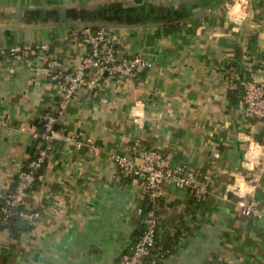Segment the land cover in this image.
<instances>
[{"label": "crops", "instance_id": "0c3cea01", "mask_svg": "<svg viewBox=\"0 0 264 264\" xmlns=\"http://www.w3.org/2000/svg\"><path fill=\"white\" fill-rule=\"evenodd\" d=\"M211 1L0 0V49L45 46L0 54V207L41 148L33 134L44 114L62 112L21 207L39 216L0 227V264H117L150 206L141 178L119 176L113 158L148 149L208 185L195 205L163 184L157 237L169 252L158 264H264V218L236 204L253 197L264 207V124L246 118L242 102L243 81L264 84V0ZM146 10L159 14L135 17ZM86 27L112 30L118 60L141 54L151 64L65 101L56 76L79 66Z\"/></svg>", "mask_w": 264, "mask_h": 264}, {"label": "built area", "instance_id": "2783aa9c", "mask_svg": "<svg viewBox=\"0 0 264 264\" xmlns=\"http://www.w3.org/2000/svg\"><path fill=\"white\" fill-rule=\"evenodd\" d=\"M78 33L82 42L87 46L86 53L78 67L68 72H59L56 76L65 101L72 100L79 88L93 90L104 79L121 83L124 77H133L151 64V61L141 54L118 60L113 32L108 28L92 30L86 27ZM40 48H45V46L39 44L11 45L6 49H0V54L27 53ZM54 65H57L55 61L48 62V70L50 71ZM242 102L246 118L264 124V84L255 79L243 81ZM61 114L62 112L58 110L46 112L42 121L43 130L33 134L42 146L37 150L33 159L16 175L13 188L5 195L0 207V225L6 224L10 217L33 221L39 216L36 211H23L21 207L26 194L33 189L37 171L46 161L47 151L54 139V125ZM66 140L73 146H81V142L73 137H68ZM85 144L94 147L91 139H86ZM259 147L262 152L259 163L264 165V135ZM113 161L119 176L141 178V186L150 206L147 215L142 219L144 231L130 251L122 256L117 264H148L147 260H150L152 256L149 263L154 264L158 227L155 207L161 197L163 184L168 182L185 189L194 199L195 205L204 202L208 185L196 172L185 170L179 165H171L170 161L156 150H145L140 157L135 158L116 155ZM256 179V176L251 175L249 182L254 183ZM236 204L244 217L264 218V207L255 198L240 196Z\"/></svg>", "mask_w": 264, "mask_h": 264}, {"label": "trees", "instance_id": "16d2710c", "mask_svg": "<svg viewBox=\"0 0 264 264\" xmlns=\"http://www.w3.org/2000/svg\"><path fill=\"white\" fill-rule=\"evenodd\" d=\"M212 5H215V6H218L220 4V0H212L211 1ZM138 12V11H137ZM135 14V13H134ZM159 14V10H146L145 11V17H142V16H138L136 15L135 17L138 18L139 20H144L145 22H149V21H153L154 18L156 17V15ZM131 19V18H130ZM41 131L43 130L42 127L40 129ZM41 143V142H40ZM42 146V143L41 145ZM39 172V171H38ZM39 174V173H38ZM36 177H37V173H36ZM190 202L191 203H194V199L191 197L190 198ZM16 220V219H15ZM14 218L13 217H10L8 220H7V223L6 224H3V225H0L1 228H9V227H12V225L14 224L15 222ZM158 229V227H157ZM144 231V226L142 225V228H141V231L139 233V235L142 234V232ZM158 231V230H157ZM138 235V236H139ZM156 244H157V249L155 250V259H154V264H158L159 261H161L163 259V257L169 252V249L167 248L168 246L167 245H164V244H160L159 240H158V237L156 235ZM153 258V256L150 258V260ZM150 260H147V263L150 264Z\"/></svg>", "mask_w": 264, "mask_h": 264}, {"label": "clouds", "instance_id": "9594fccd", "mask_svg": "<svg viewBox=\"0 0 264 264\" xmlns=\"http://www.w3.org/2000/svg\"><path fill=\"white\" fill-rule=\"evenodd\" d=\"M239 10V4L238 3H234L232 6H231V11L232 12H236Z\"/></svg>", "mask_w": 264, "mask_h": 264}, {"label": "water", "instance_id": "95a60500", "mask_svg": "<svg viewBox=\"0 0 264 264\" xmlns=\"http://www.w3.org/2000/svg\"><path fill=\"white\" fill-rule=\"evenodd\" d=\"M242 87H243V85H242ZM23 222H24V221H21L22 224H23Z\"/></svg>", "mask_w": 264, "mask_h": 264}]
</instances>
